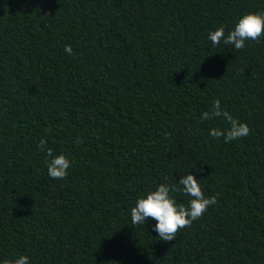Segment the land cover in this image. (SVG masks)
<instances>
[{"label":"trees","instance_id":"1","mask_svg":"<svg viewBox=\"0 0 264 264\" xmlns=\"http://www.w3.org/2000/svg\"><path fill=\"white\" fill-rule=\"evenodd\" d=\"M247 12L264 0H0V264H264V35L207 39ZM214 101L246 137L209 135ZM189 172L216 198L199 219L172 241L132 225Z\"/></svg>","mask_w":264,"mask_h":264},{"label":"clouds","instance_id":"2","mask_svg":"<svg viewBox=\"0 0 264 264\" xmlns=\"http://www.w3.org/2000/svg\"><path fill=\"white\" fill-rule=\"evenodd\" d=\"M264 35V12H247L241 14L234 22L233 27L225 35L223 27L214 31H209L207 39L213 45L223 42L231 45L236 50L243 49L246 41H256ZM65 52L72 53L70 45L65 46ZM223 117L229 124L227 129H210L209 135L212 137L223 136L227 143L246 137L249 128L245 123L234 119L226 110L221 109L219 101H214L211 111L202 113V119ZM38 147L45 151L47 161V174L52 179H63L67 175L71 161L65 155H53L51 148L46 147V141L40 140ZM192 172L181 175L176 185L161 183L154 190L148 191L139 196L135 205L130 209L132 225L147 224L152 232L163 241H172L176 237L179 229L199 219L210 205L216 203L214 196L206 197L201 190L200 184ZM177 185L179 188H177ZM182 191L184 195L190 197L186 204L177 203L171 195L172 192ZM151 218L154 223H149ZM3 264H30L29 258L20 255Z\"/></svg>","mask_w":264,"mask_h":264}]
</instances>
